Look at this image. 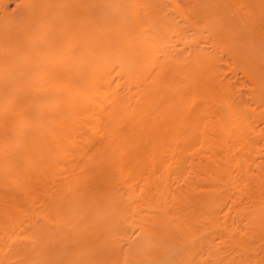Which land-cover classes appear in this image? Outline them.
<instances>
[{
	"label": "bare ground",
	"instance_id": "1",
	"mask_svg": "<svg viewBox=\"0 0 264 264\" xmlns=\"http://www.w3.org/2000/svg\"><path fill=\"white\" fill-rule=\"evenodd\" d=\"M7 1L0 264H264V167L214 75L230 55L264 106V0Z\"/></svg>",
	"mask_w": 264,
	"mask_h": 264
},
{
	"label": "rangeland",
	"instance_id": "2",
	"mask_svg": "<svg viewBox=\"0 0 264 264\" xmlns=\"http://www.w3.org/2000/svg\"><path fill=\"white\" fill-rule=\"evenodd\" d=\"M5 1V0H4ZM16 1H18V0H8L7 2H9L8 4H7V2H6V4H4V2H3V4L5 5V9H4V11H7V12H13L16 8H15V6H16V4H18ZM12 2V3H11ZM2 5V4H1ZM1 10H3V6H1V8H0ZM17 9H18V7H17ZM16 9V10H17ZM0 10V11H1ZM200 43H202V42H200ZM203 45L202 46H204V44H205V42L204 43H202ZM207 45V44H206ZM188 46H185V48H187ZM204 48H207L208 50H209V47H207V46H204ZM188 49H185L184 51H185V53H187V54H183V58H189V56H188V51H187ZM219 55H218V57H215V62H217V66H215L216 67V69L217 70H215L216 72H215V77H217V78H219V80H217L218 82L220 81V82H222L223 81V83L221 84V87H223V86H225V84H227V86H229L228 88H229V90H231V94H233V92H234V94H235V100H236V98H238V102H240V106H242V108L244 109V110H242V111H244L243 113L245 114L246 113V115L245 116H248L247 117V121L249 120V122H248V124L250 123L251 125H249L250 126V129L252 130H249L248 131V134H246V136L247 137H249L247 140H249L250 142H248V141H246L247 142V144L248 143H250L249 145H253V148H251V153L252 154H249L250 155V157H248L250 160H249V164L252 162V164H250L249 165V172H250V174L249 175H252L253 174V172H254V174L257 172L256 171V169H257V167H258V164L260 163V166H262V167H264V116H262V114H261V116L259 115L260 113V111L261 110H264V106H262V104H259L258 103V101H257V99H256V92H254V90H253V85H251L252 83H251V81L247 78V77H245L244 75H243V73L241 72V69L240 68H236V66L234 65L235 63L232 61L233 60V58L230 56V55H226V53L224 54V53H218ZM216 55H217V53H216ZM188 56V57H187ZM185 60V59H184ZM185 62V61H184ZM187 64H188V59H187ZM185 62V63H186ZM226 62V63H225ZM182 63H183V61H182ZM185 63H183V64H185ZM216 65V64H215ZM183 66H185L186 67V64L185 65H183ZM18 67H19V65H18ZM20 68H22V67H20ZM20 68H17V69H20ZM48 68V67H47ZM51 67H49L48 68V70H51L50 69ZM222 68V69H221ZM12 69V68H11ZM240 69V70H239ZM14 70H15V68H14ZM53 70V69H52ZM19 71H21V70H19ZM18 72V71H17ZM47 73H49V72H47ZM48 75V77H49V74H47ZM52 74H51V72H50V76H51ZM226 75V76H225ZM236 75V76H235ZM53 76V75H52ZM52 76L50 77V79H52ZM55 76H56V74H55ZM55 76H53L54 78H55ZM57 77V76H56ZM221 77V78H220ZM5 78V76H2V77H0V80H2V79H4ZM6 78H7V76H6ZM116 79H117V77H115ZM216 78V79H217ZM8 79H11L10 77L8 78ZM49 79V78H48ZM54 80V79H53ZM225 81V82H224ZM228 81V82H227ZM2 82V81H1ZM3 83V82H2ZM218 85H219V83H217ZM228 84H230V85H228ZM1 88V87H0ZM225 88H226V90H225ZM121 90L123 89L122 87L120 88ZM221 89H223V88H221ZM1 90V89H0ZM228 90V91H229ZM3 91V90H2ZM0 92L1 94V96H0V98H2L3 96H5L6 98H7V95H6V92L4 91V92ZM38 91V90H37ZM37 91H35L33 94H35V95H37L38 96V94L39 93H37L36 94V92ZM224 91H227V87L225 86L224 87ZM227 91V92H228ZM251 91V92H250ZM40 93H41V91H39ZM226 92V93H227ZM20 93V91L17 93V97L19 96V95H21V93ZM253 93V94H252ZM23 95H21V97H24L25 96V93H22ZM239 95V96H237V95ZM40 95V94H39ZM228 95V94H227ZM2 98V99H6V98ZM228 97V99H230V97H231V95H230V97L229 96H227ZM232 97H233V95H232ZM19 98V97H18ZM18 98H16L15 97V99L16 100H18ZM234 98H231V100L232 99H234ZM14 99V98H13ZM12 99V100H13ZM243 101H242V100ZM256 99V100H255ZM22 100H23V98H22ZM14 101V100H13ZM234 101V100H233ZM233 101H231V102H233ZM244 101H245V103H244ZM236 102H237V100L235 101V103L234 104H236ZM239 104V103H238ZM237 104V105H238ZM242 104V105H241ZM240 106L238 107V106H236L239 110H241L242 108H240ZM241 111V112H242ZM247 113H248V115H247ZM250 115V116H249ZM251 121V122H250ZM251 131V132H250ZM251 134V135H250ZM245 139V140H246ZM236 143H237V141H236ZM236 143L234 144L235 145V148H236ZM256 143V144H255ZM255 144V145H254ZM238 145H239V143H238ZM237 145V146H238ZM257 146V147H256ZM252 147V146H251ZM238 148V147H237ZM236 148V149H237ZM253 149H254V151H253ZM223 152H220L219 153V156L222 154ZM250 153V152H249ZM251 159H252V161H251ZM261 161V162H260ZM255 162V165L257 166H255V165H253V163ZM247 163V164H248ZM262 163V164H261ZM244 166H246V165H244ZM259 166V168H262V167H260ZM252 167V168H251ZM256 167V168H255ZM251 168V169H250ZM254 168V169H253ZM258 170V169H257ZM259 171H261V170H259ZM259 171L257 172L258 174H259ZM249 172H246V174H245V177L247 178V177H250V176H248L247 175V173H249ZM252 172V173H251ZM256 173V174H257ZM262 173H264V170H262ZM255 174V175H256ZM257 174V175H258ZM248 179H250V178H248ZM251 180V179H250ZM248 181V180H247ZM250 186V188H251V184L249 185ZM222 188H225V187H222ZM221 188V189H222ZM252 188H253V186H252ZM251 188V189H252ZM220 189V190H221ZM247 189V188H246ZM251 189H249V191L251 192ZM224 190V189H223ZM222 190V191H223ZM226 191V190H225ZM254 191H255V189H253V192L251 193V196H252V194L254 193ZM246 192L248 193V190H246ZM222 193V192H221ZM225 193V192H224ZM224 193H222V194H224ZM255 194V193H254ZM253 194V195H254ZM239 197H237V198H240V201H241V197H240V195H238ZM241 196H243L242 198H244V196L245 195H241ZM248 198H250V197H248ZM245 199V198H244ZM243 199V200H244ZM252 199V198H251ZM242 200V201H243ZM248 200V199H247ZM245 201H246V199H245ZM250 201V200H249ZM247 202V201H246ZM245 203V202H244ZM248 204H246L245 203V206L244 205H242V206H244L245 208L247 207V206H250V202H247ZM254 204H257V203H255V202H253ZM253 203H251V204H253ZM243 204V203H242ZM262 205H264V204H262ZM257 206V205H256ZM252 207V206H251ZM260 207H262L261 205H260ZM258 208V207H257ZM247 209H249L250 210V207L249 208H247ZM252 209V208H251ZM262 209H264V208H262ZM137 234V229L135 230V229H133V231H132V233L130 232V234H128V235H130L131 236V238H132V235L131 234H133V236L134 235H136ZM218 237V236H217ZM218 239H219V237H218ZM217 238H216V240H217V243L219 244L220 242H221V239H219L218 240ZM218 241H220V242H218ZM218 246H222V244L221 245H218ZM225 246V245H224ZM222 248H223V246H222ZM225 248V247H224ZM223 248V249H224ZM220 252L221 253H224V252H228V251H224V252H222V249L220 248ZM224 250H227V247L224 249ZM227 254V253H226ZM224 255V254H223Z\"/></svg>",
	"mask_w": 264,
	"mask_h": 264
}]
</instances>
